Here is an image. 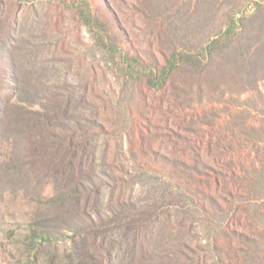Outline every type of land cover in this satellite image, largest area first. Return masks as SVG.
Instances as JSON below:
<instances>
[{
  "label": "rangeland",
  "instance_id": "obj_1",
  "mask_svg": "<svg viewBox=\"0 0 264 264\" xmlns=\"http://www.w3.org/2000/svg\"><path fill=\"white\" fill-rule=\"evenodd\" d=\"M0 56V264H95L27 153L44 85L106 202L150 214L146 259L119 263L264 264V0H0Z\"/></svg>",
  "mask_w": 264,
  "mask_h": 264
},
{
  "label": "trees",
  "instance_id": "obj_2",
  "mask_svg": "<svg viewBox=\"0 0 264 264\" xmlns=\"http://www.w3.org/2000/svg\"><path fill=\"white\" fill-rule=\"evenodd\" d=\"M104 14L108 21L110 16L107 12ZM90 24L98 29L100 27L99 20ZM5 60V56H0V61L9 65ZM9 79L15 82L14 78ZM44 86L35 90L42 102L41 109L24 112L26 129L23 137L28 143L27 153L31 163H39L41 172L48 169L54 171L63 182L65 190L54 200L56 205L67 201L75 206L68 212L67 218L58 217L56 220L65 223L77 238L91 237V246L95 251L90 250L86 255L95 264H121L119 258L125 245L129 248L132 260L136 255L138 259H146L148 250L143 235L149 231L150 214H137L143 207L134 202L112 205L111 197L106 202L101 181L96 179L95 173L85 170L83 165L82 153L90 149L91 138L85 137L82 141L77 139L81 132H86V128L82 127L78 116L71 113L68 105L70 100H63L57 91ZM73 92L68 90L70 95ZM107 155L108 151L103 150L102 158L107 159Z\"/></svg>",
  "mask_w": 264,
  "mask_h": 264
}]
</instances>
